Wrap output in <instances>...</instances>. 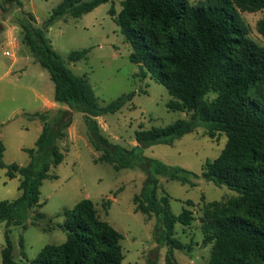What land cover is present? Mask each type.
I'll return each mask as SVG.
<instances>
[{
	"label": "trees",
	"instance_id": "obj_1",
	"mask_svg": "<svg viewBox=\"0 0 264 264\" xmlns=\"http://www.w3.org/2000/svg\"><path fill=\"white\" fill-rule=\"evenodd\" d=\"M3 1L6 13L17 11L14 22L24 34V43L48 71L55 85L54 101L66 109L52 121L50 111L35 113L43 130L35 148L26 150L30 158L26 166L4 163L6 148L0 139V167L7 169L9 179H19L21 192L16 200L0 201V223L24 225L27 213L43 206L41 187L45 180L58 178L51 171L65 159L59 142L67 138L73 114L79 112L94 149L101 153L98 163L112 165L117 172L139 168L146 175L141 193L134 198L135 211L156 217L154 236L169 246L168 262L178 264L172 249L184 247L174 238L175 228L190 226L193 212H172L169 198L158 197L160 177L196 186L193 179L199 176L149 158L145 149L172 146L204 125L211 139L225 135L227 142L219 157L206 162L202 177L237 193L227 202H210L202 209L203 245H212L208 264H264V45L250 37L240 14L264 11V0H207V7L190 5L188 0H122L117 22L132 47L130 60L139 66V76H150L165 86L172 98L169 110L189 115L188 120L165 128L141 126L135 135L137 145L131 149L111 143L102 134L98 118L119 112L135 92L100 108L87 78L67 67L47 37L63 18H80L112 0H61L41 24L22 10L20 0ZM112 14L116 15L114 9ZM257 30L264 41V18ZM87 54V50L75 51L68 60L77 63ZM63 216L66 242L46 246L30 264H122L124 237L101 220L90 199L65 210ZM43 218L39 212L35 215V221ZM8 233L2 262L19 264Z\"/></svg>",
	"mask_w": 264,
	"mask_h": 264
},
{
	"label": "rangeland",
	"instance_id": "obj_2",
	"mask_svg": "<svg viewBox=\"0 0 264 264\" xmlns=\"http://www.w3.org/2000/svg\"><path fill=\"white\" fill-rule=\"evenodd\" d=\"M20 1L22 10L32 13L39 24L61 3V0ZM188 1L190 5L208 6L207 0ZM121 2L112 0L80 18L67 16L51 27L47 37L67 67L87 78L100 108L135 92L133 100L119 112L105 113L98 118L102 134L111 143L131 149L137 145L135 135L141 126L144 129L165 128L178 120H188L189 115L169 110L167 105L172 98L165 86L150 76H139V66L130 60L132 47L117 22ZM5 9L4 1L0 0L3 29L0 33V139L6 148L4 163L26 166L30 162L26 150L35 148L39 126H43L42 121L34 117L35 112L50 111L49 120L52 121L62 107H66L61 105L54 109L52 106L42 110L44 99L52 105L55 85L24 43V34L14 22L17 11L6 13ZM113 9L116 15L112 14ZM240 14L249 27L250 37L264 45L257 30L264 11H240ZM82 50L88 51L87 59L69 62L71 53ZM6 51L14 56H6ZM73 116L67 138L59 142L65 159L51 171L58 178L45 180L41 187L43 206L30 210L24 225L7 227L6 222L0 223V264H3L7 231L14 247V259L19 264H30L48 245L65 243L67 234L61 229L65 221L63 212L73 210L85 199L95 204L101 220L123 235L125 258L122 264H170L167 260L169 246L154 236L158 224L156 217L135 211L134 198L141 193L146 175L139 168L117 172L112 165L98 163L101 153L92 145V135L83 115L74 112ZM226 142L225 135L211 139L206 126L202 125L172 146L159 144L145 149V156L199 176L193 179L196 186L160 177L158 197L169 198L172 212L175 215H180L184 209L193 212L194 221L190 226L177 224L175 228L174 238L184 247L172 249L178 264H208L212 245H203L202 209L207 203L227 202L237 196L227 187L216 186L202 177L206 162L219 157ZM18 186L19 179H9L7 169L0 167V201L16 200L21 194ZM38 212L44 218L35 221Z\"/></svg>",
	"mask_w": 264,
	"mask_h": 264
},
{
	"label": "crops",
	"instance_id": "obj_3",
	"mask_svg": "<svg viewBox=\"0 0 264 264\" xmlns=\"http://www.w3.org/2000/svg\"><path fill=\"white\" fill-rule=\"evenodd\" d=\"M54 93H55V92H54ZM52 97H53V96H52ZM53 98H54V97H53ZM52 106H53L54 109H55V108H61V105H60V104H57L55 101H53L52 105H48V104L46 103L45 99H44V102H43V109H42V110H44V109L49 110L50 108H52ZM62 109H66V108L62 107ZM35 113H37V112H35ZM27 114H28V113H27ZM29 114H34V113H29ZM32 122H33V121H32ZM42 130H43V126L40 125V126H39V136H40ZM39 136H38V137H39Z\"/></svg>",
	"mask_w": 264,
	"mask_h": 264
},
{
	"label": "built area",
	"instance_id": "obj_4",
	"mask_svg": "<svg viewBox=\"0 0 264 264\" xmlns=\"http://www.w3.org/2000/svg\"><path fill=\"white\" fill-rule=\"evenodd\" d=\"M12 47L14 48L15 45H13ZM5 55L8 56V57H13V56H14V54L11 53L10 51H6V52H5Z\"/></svg>",
	"mask_w": 264,
	"mask_h": 264
},
{
	"label": "clouds",
	"instance_id": "obj_5",
	"mask_svg": "<svg viewBox=\"0 0 264 264\" xmlns=\"http://www.w3.org/2000/svg\"><path fill=\"white\" fill-rule=\"evenodd\" d=\"M212 95V98L215 99L216 98V95L215 94H211Z\"/></svg>",
	"mask_w": 264,
	"mask_h": 264
}]
</instances>
